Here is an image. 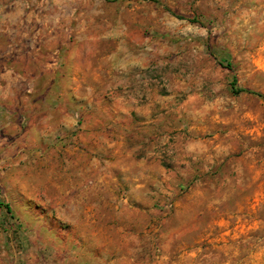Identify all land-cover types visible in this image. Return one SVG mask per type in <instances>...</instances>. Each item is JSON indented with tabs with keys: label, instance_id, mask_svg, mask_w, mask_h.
Returning a JSON list of instances; mask_svg holds the SVG:
<instances>
[{
	"label": "rangeland",
	"instance_id": "obj_1",
	"mask_svg": "<svg viewBox=\"0 0 264 264\" xmlns=\"http://www.w3.org/2000/svg\"><path fill=\"white\" fill-rule=\"evenodd\" d=\"M88 79L141 124L78 122ZM260 95L264 0H0V264H264Z\"/></svg>",
	"mask_w": 264,
	"mask_h": 264
},
{
	"label": "crops",
	"instance_id": "obj_2",
	"mask_svg": "<svg viewBox=\"0 0 264 264\" xmlns=\"http://www.w3.org/2000/svg\"><path fill=\"white\" fill-rule=\"evenodd\" d=\"M136 62L137 61H134V63L131 62V66H136ZM113 82H115V78H113ZM77 90L78 102H80L79 106H85L86 108L92 107V109L95 110H106L108 112L106 117L101 116L102 119H94V115H92V117H80L78 119V122H80L82 125L87 123H98L105 126H129V131L131 132L132 128L135 127V125L141 124L138 115H140V113L143 111L144 106L140 107L134 97L127 96L128 92H130V95H133L134 92L132 90L135 89L121 86L117 82V84H114L112 87L106 88V91H104L105 93H110L111 95V97L106 102H103L101 98L96 97V88L90 84L89 79L88 85L85 89H81L78 86ZM106 149H112V155L114 156L124 153V157H126V160L130 161L131 163L134 162L133 158H135L137 155L141 154L140 156L148 157V155L150 156L151 154H153L148 152L145 154L143 151H139V146L133 144L131 137L129 138V145H127L126 147H123V142L119 140L117 142L112 141L111 143H107ZM136 151H138V153H136ZM109 155H111V153ZM93 168L94 167L92 166L91 169ZM94 173H97V171Z\"/></svg>",
	"mask_w": 264,
	"mask_h": 264
},
{
	"label": "trees",
	"instance_id": "obj_3",
	"mask_svg": "<svg viewBox=\"0 0 264 264\" xmlns=\"http://www.w3.org/2000/svg\"><path fill=\"white\" fill-rule=\"evenodd\" d=\"M227 66H229V65H227ZM249 93L255 94L253 92H249ZM260 96L264 99L263 95H260ZM199 240L200 239H198V238H196L194 240L193 239L191 240V241L194 242L193 246H191V250H193V251L199 250V252H196V257L192 259V263L191 264H206L207 261H208L207 260L208 255H211V253H213V252L221 254L220 253L221 250H218L220 252L216 251V247L221 246V244L210 243L209 242L210 238L203 240L201 243H199ZM245 240H246L245 238H241V239L236 240V241H230L229 244H228V246H233L235 248H236L237 245H239V247L237 249V251L239 250V253H238L237 257H238V260L242 261V263L247 262L250 259V256H251L249 253L245 252L244 249H243L244 245L246 243ZM232 251H234V250H232ZM232 253L233 252H230L228 254L231 255Z\"/></svg>",
	"mask_w": 264,
	"mask_h": 264
}]
</instances>
